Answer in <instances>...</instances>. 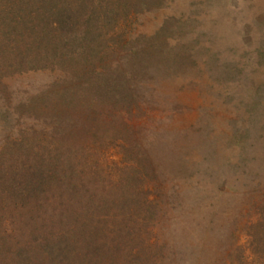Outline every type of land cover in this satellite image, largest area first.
Segmentation results:
<instances>
[{
    "label": "rangeland",
    "instance_id": "1",
    "mask_svg": "<svg viewBox=\"0 0 264 264\" xmlns=\"http://www.w3.org/2000/svg\"><path fill=\"white\" fill-rule=\"evenodd\" d=\"M104 3L107 34L68 65L0 70V177L24 145L65 146L91 191L117 195L85 253L109 230L117 264H264V0ZM4 185L0 230L34 232L39 210Z\"/></svg>",
    "mask_w": 264,
    "mask_h": 264
},
{
    "label": "trees",
    "instance_id": "2",
    "mask_svg": "<svg viewBox=\"0 0 264 264\" xmlns=\"http://www.w3.org/2000/svg\"><path fill=\"white\" fill-rule=\"evenodd\" d=\"M111 8L104 0H0V70L14 74L68 65L81 49H89L88 43L96 36L107 34L112 21L101 18L98 12L107 14ZM131 8L125 6L126 14ZM124 107L119 112L123 117L144 111L139 104ZM115 112L119 118L117 109ZM127 145L132 147L133 143L128 141ZM63 147L38 150L24 145L16 152H23L20 168L12 166L10 173L3 171L4 177L9 173L0 177L4 179L3 189L12 193L16 203L24 204L22 213L24 207H36L39 216L34 232L26 233L21 227L9 232L0 230V264H117V235L109 230L99 241L100 247H94L96 256L85 253L84 246H77L87 238H83L87 231L82 229L101 224L98 211L111 207V202L117 204V195L112 188L91 191L85 183L86 165L73 163L75 154ZM83 153L89 159V153ZM129 172L125 171L119 180L121 190L131 183ZM121 195L129 203L130 190H123ZM21 217L22 224L25 216Z\"/></svg>",
    "mask_w": 264,
    "mask_h": 264
}]
</instances>
